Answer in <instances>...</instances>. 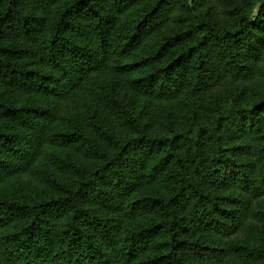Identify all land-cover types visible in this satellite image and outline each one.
I'll return each instance as SVG.
<instances>
[{"label":"trees","instance_id":"1","mask_svg":"<svg viewBox=\"0 0 264 264\" xmlns=\"http://www.w3.org/2000/svg\"><path fill=\"white\" fill-rule=\"evenodd\" d=\"M0 264H264V0H0Z\"/></svg>","mask_w":264,"mask_h":264}]
</instances>
